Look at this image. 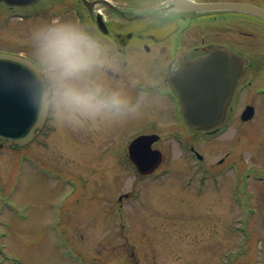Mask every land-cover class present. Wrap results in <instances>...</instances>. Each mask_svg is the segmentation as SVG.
Returning a JSON list of instances; mask_svg holds the SVG:
<instances>
[{
	"label": "rangeland",
	"instance_id": "374dc122",
	"mask_svg": "<svg viewBox=\"0 0 264 264\" xmlns=\"http://www.w3.org/2000/svg\"><path fill=\"white\" fill-rule=\"evenodd\" d=\"M52 19L0 10V48L39 57L34 31ZM157 52L139 51L134 65L121 67L138 93L95 77L139 96L128 117L69 124L51 114L35 140L0 149V264H264L262 141L240 140L234 125L220 140H199L202 159L183 150L177 129L162 123L168 113L143 109L151 102L141 88L164 62ZM114 58L107 53L108 66ZM144 131L162 135L153 146L163 159L149 175L127 148ZM227 151L235 165L223 174L227 160L218 161Z\"/></svg>",
	"mask_w": 264,
	"mask_h": 264
},
{
	"label": "flooded vegetation",
	"instance_id": "af4514ba",
	"mask_svg": "<svg viewBox=\"0 0 264 264\" xmlns=\"http://www.w3.org/2000/svg\"><path fill=\"white\" fill-rule=\"evenodd\" d=\"M218 1L245 2L264 8V0H38L31 5L1 3L4 11L15 12L22 19L30 14L47 18L60 15L63 18L72 13L76 23L105 48L106 56L108 53L115 57L114 62L109 63L111 66L106 64L96 69L92 78L95 79L98 73L104 80L112 78L119 81L129 87V95L138 89H134L132 81L121 78V67L134 65L139 51L146 49L151 53L152 48H156L164 62L151 73L154 79L148 80L146 87L141 88L143 98L151 102L143 109L150 115V111H156L159 118L168 113L162 118V123L166 120L170 127L172 125L182 134L184 140H200L195 134L205 135L208 131L194 130L185 121L178 92L170 82L171 72L189 58L205 54L213 47L244 46L248 51V62L234 95L241 91V98L235 106L233 96L225 119L210 131L213 135L210 140H220L221 134L234 125L237 126L232 131L238 133L240 140H261L264 139V18L248 9L200 6V3ZM235 30L240 31L236 37ZM36 59L40 60L37 56ZM45 69L52 79L48 67ZM125 72L131 79V73ZM129 100L132 110L126 112L125 117L137 110L136 98L131 95ZM249 105L253 109L251 115L245 117ZM190 148L194 149V146L190 145Z\"/></svg>",
	"mask_w": 264,
	"mask_h": 264
},
{
	"label": "water",
	"instance_id": "95a60500",
	"mask_svg": "<svg viewBox=\"0 0 264 264\" xmlns=\"http://www.w3.org/2000/svg\"><path fill=\"white\" fill-rule=\"evenodd\" d=\"M11 4L21 0H5ZM202 7L264 10L242 3H210ZM225 50V51H224ZM244 58L230 49H213L208 55L189 60L174 80L180 92L184 115L198 129H210L224 117ZM50 81L31 60L0 52V143H25L41 127L44 117L37 111L41 92ZM156 134L140 135L130 144L131 157L142 172L158 166L162 154L151 147Z\"/></svg>",
	"mask_w": 264,
	"mask_h": 264
},
{
	"label": "clouds",
	"instance_id": "9594fccd",
	"mask_svg": "<svg viewBox=\"0 0 264 264\" xmlns=\"http://www.w3.org/2000/svg\"><path fill=\"white\" fill-rule=\"evenodd\" d=\"M37 54L52 73L41 92L37 111L55 115L69 124L97 117L121 116L131 111L130 100L120 89L107 88L93 79L105 66V48L80 25L52 19L33 34Z\"/></svg>",
	"mask_w": 264,
	"mask_h": 264
},
{
	"label": "bare ground",
	"instance_id": "6f19581e",
	"mask_svg": "<svg viewBox=\"0 0 264 264\" xmlns=\"http://www.w3.org/2000/svg\"><path fill=\"white\" fill-rule=\"evenodd\" d=\"M31 5V4H30Z\"/></svg>",
	"mask_w": 264,
	"mask_h": 264
}]
</instances>
